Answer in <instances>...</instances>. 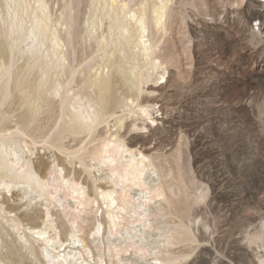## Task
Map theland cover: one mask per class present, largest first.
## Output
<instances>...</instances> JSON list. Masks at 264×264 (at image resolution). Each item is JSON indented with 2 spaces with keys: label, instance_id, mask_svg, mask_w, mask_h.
Wrapping results in <instances>:
<instances>
[{
  "label": "rangeland",
  "instance_id": "374dc122",
  "mask_svg": "<svg viewBox=\"0 0 264 264\" xmlns=\"http://www.w3.org/2000/svg\"><path fill=\"white\" fill-rule=\"evenodd\" d=\"M6 1L0 0V43L4 46L11 43L14 47L10 53L6 46L0 57V117L8 119L5 125L8 133L21 127L20 114L25 109L21 105L23 93L13 90L6 96L13 84L6 73L9 62L13 63L14 74L29 71V85L43 80L42 71L49 66L53 83L46 92H33L26 104L33 105L47 98L48 109H43L37 122L27 129V135L19 137L20 143L5 142L6 148L2 149L5 154L0 155L18 160L15 163L19 164L33 159L36 170L48 181L51 179L49 191L53 194L40 197L33 186V191L26 194L28 185L24 179L1 174L3 196L0 200L6 197L10 203L22 206V211L30 203V207L38 206L43 212L52 211L53 219L62 214L68 221L85 214L79 212L84 208L72 198L66 181L81 183L95 201L88 215L94 222L88 225L90 218L83 221L92 241L97 227L95 219L106 210L97 193L103 188L106 191L113 188L111 169L91 159H87L86 168L70 155L83 147L93 150L103 146L107 158L119 137L126 146L125 151H131L137 159L145 157L144 180L152 186L157 183V174L159 177L164 174L178 201L176 199L172 207L157 198L139 209L150 211L153 227L146 228L134 219L133 225L123 223L116 235L108 236L105 230V236L94 243L101 248L94 252L95 259L99 257L97 252L108 257L105 246L109 238L117 245L127 241L116 259L121 264H155L152 254L162 251L170 252L168 258L172 260L168 264H264V44L252 28V22L264 12V3L258 2L260 0H169L163 10L162 32L154 37L148 20L152 13L151 0H111L114 11H122L118 12L117 24L133 27L135 35L131 47L116 52L111 60L115 63L111 65L105 57L111 47L103 49L100 44L102 38H109L110 20L96 11L99 0H26L24 28L8 39L5 33L10 28L18 29L15 12L22 8L23 2L12 4L9 13ZM36 14L43 16L49 28L44 39L32 33L37 24ZM72 17L77 19L74 26L69 23ZM138 19H144L146 30L139 26ZM153 37V51H145L142 41L153 40ZM60 64H66L65 71ZM110 72L118 73L114 79L115 102L117 97L120 99L115 103L116 108L114 105L112 109H115H110L112 113L108 111L109 115L106 114L104 122L92 134L67 138L62 152L56 147L53 149L47 141L53 139L61 125L60 101L68 97L69 108L83 112L91 95L96 96L95 82ZM142 76L145 80H141ZM57 81L62 86L58 96L52 94ZM125 156L124 163L130 160L129 153ZM62 167L65 181L53 180L54 171ZM95 184L102 187L96 193ZM123 187L142 200L149 193L145 187ZM182 220L186 226L183 242L167 245L164 233ZM44 221L45 218L40 223ZM135 233L138 237L132 240L145 247L141 253L128 245L130 235Z\"/></svg>",
  "mask_w": 264,
  "mask_h": 264
},
{
  "label": "bare ground",
  "instance_id": "6f19581e",
  "mask_svg": "<svg viewBox=\"0 0 264 264\" xmlns=\"http://www.w3.org/2000/svg\"><path fill=\"white\" fill-rule=\"evenodd\" d=\"M133 1L135 2L137 0H131V2H133ZM17 2H23L22 8L21 9L18 8V10L15 12L16 16H18L17 22L15 23V27H18V29H17V31H15L14 28H12V29L10 28V30L5 33V36L7 39H8V37L12 38V35L14 33H18L19 32L18 30L21 31L24 28L25 18L27 16V13L25 11L26 7H24L26 0H8V1H6V8H7L8 12L10 13L12 11V4H18ZM98 2H99V8H97L98 7L97 6L96 11L100 12L104 16L106 15L107 18H109V20H110L109 32H108V33H110V35L108 34L109 38H105L103 36L105 39L102 38L100 44L103 46L102 47L103 49L111 47V49L108 48L109 49L108 52H105V57L107 58L108 62L111 65H114L115 61L113 63L111 60H112V58H114L115 53L118 51L120 52L121 48H122V51H124L125 49H129V47H131L130 45H131L133 36H135L132 34L133 33V27L128 26L127 24L125 25V23H123L124 26H122V25L119 26L117 24V19L119 18L118 15L120 12H119V10H116V9L114 11V8H113L114 2L112 3L111 0L110 1L109 0H99ZM138 2H139V0H138ZM151 2L153 5L152 6V13H150V14L148 13L150 15V17L148 16L149 17L148 20H150L149 24L151 27L152 36L154 35V37H155V35H157L160 31L162 32V27H163L162 18L164 17L163 16V14H164L163 10L165 8H167L169 0H151ZM141 4H143V2ZM144 12H145V10H144ZM121 13H122V11H121ZM127 13H128V11H127ZM42 17H40L37 14L35 15V20H36L37 24L35 26V31L33 30L32 33H34L35 37L39 36V37H42L44 39L49 28H48V25L46 24V21ZM66 18H67V16H66ZM97 18H98V16H97ZM76 20L77 19L72 17L70 19L69 23L72 26H74L76 24ZM99 20H101V19H99ZM138 23H139V26L143 27V30L144 29L146 30L145 24H144L145 23L144 19H140L138 21ZM98 27L99 26H97V28ZM134 32H136V31L134 30ZM95 33H96V31H95ZM139 34H140V32H139ZM95 35H97V34H95ZM115 36H118V38L114 39ZM143 37L144 36H141L142 40H143ZM154 37H153V40L152 39L151 40L149 39L148 41L140 40V41H142V45H143L142 47L144 48L145 51H151V50L153 51V47L155 46ZM43 39L41 40V42H43ZM18 40L19 39L16 38L15 42H18ZM139 42H135V43H139ZM148 42H149V44H147ZM6 46L8 47V49L11 53L12 48L14 47V44L12 45L11 43H9ZM6 46H4L2 43H0V57L2 56L4 49H6ZM98 47H100V45ZM135 47H136V45H135ZM140 48H141V46H140ZM61 56L59 55V57H61ZM62 58H65V57H62ZM62 60H65V59H62ZM62 60H61V62H62ZM65 63H67V62H65ZM12 67H13V63H12V61H10L8 64V68L6 70V73L9 75L10 80L12 79L13 84L11 85L10 92H8L6 96H10L11 92L13 90H18L19 92L23 93L25 96H23L24 98H22L23 102L21 103V105L25 109L20 114V122L18 121L20 123L21 127H19V129L17 131H14V132H9V133L7 132V129H6L7 127H5V125H6V123H8V119L3 117V116L0 117V149H1L0 153L1 154H5V151L2 150V149L6 148L5 142H7L8 144L12 143L14 145H17L18 143H20L21 141H20L19 137L21 135H27V133H26L27 129H29V127H31L32 124L37 122L36 120H37L38 116L40 115V113L43 111V109L47 108V106H48L47 98L42 99V100L40 99L39 101L36 102V104L26 105L28 102V99L30 98L32 93L33 92H39V91L46 92L47 87L52 86L51 84L53 83V81L51 80V74H50L51 69L49 66H46L44 68V70L42 71L41 77L43 78V80L37 82V84H35V85H29L27 83V74L29 71H26L24 74H23V72H21L20 75H18V74L13 73V71L11 69ZM59 67H61L63 69L66 67V64H65V66H64V64H60ZM56 70H57V68H56ZM70 70H71V68H70ZM113 70H115V69H113ZM116 72L107 73L109 75L106 74V77L101 78L99 80V82L98 81L97 82L92 81V82L97 83V85H95V83H94V85L97 86L96 89H98V90H97L96 96L93 94L95 97H93V95H91L92 93H90L92 98H91V100H88L90 102L88 103V105L86 104L87 105V106H85L86 110L82 109L83 112H80V111L76 112V111H74L75 109L70 106L72 109H74L72 111L68 106L69 98L65 97V96L63 97V99L60 101L59 106H58V110L60 108V111H61V118H60L61 125L58 127V130H57L56 134L53 136V139L51 141H47V143H49L50 145L53 146V149H54V147H56L57 149L61 150V152L64 151L66 149L65 147H64L65 149L63 148L64 140H67V138L70 139L69 137H73L76 139V137H78V136L80 137L81 135H84V133H85V135H86V133L88 135H90V134H92V132L95 130V128L99 124L104 122L105 118L107 117L106 114L109 115L108 111L110 109H112V107L115 105V103L117 101L120 100L116 96L117 100L115 102V95H116L115 94V87L116 86H115V80L114 79L118 75V73H117V75H115ZM119 72L122 73V71H119ZM148 77H146V78H148ZM95 79H97V78H94V80ZM91 80H93V79H91ZM141 80H145V77H143V79L141 78ZM84 82H86V79ZM56 83H57V87H56V89H54V92H52V94L58 96L61 94L60 89H62V86L58 81ZM84 84H86V83H84ZM94 85H92L93 88H94ZM84 89H85V91H87V84L85 85ZM96 89H94V90L92 89V90L95 91ZM69 90H71V89H69ZM90 95H89V97H90ZM74 97H76V96H74ZM78 98L80 99V97H78ZM53 101H56V100H52V102ZM49 102H50V100H49ZM58 102H59V100H58ZM80 102H81V99H80ZM46 103H47V106H46ZM53 104L55 105V103H53ZM25 105H26V107H25ZM50 107L52 108V105ZM53 107H55V106H53ZM55 108H57V106ZM115 108H116V105H115ZM52 109H49V110L51 111ZM114 109H112V110H114ZM112 110H110V112ZM144 112H146V111L144 110ZM57 115H59V114L57 113ZM56 118L58 119L59 117H56ZM118 122H120V121H118ZM121 125H123V123ZM117 134H119V133H117ZM117 134H116V136H117ZM114 135L115 134H113L112 136H114ZM86 136H84V137H86ZM116 136H114V137H116ZM118 138L115 140V142L113 141L115 148L112 151V153L110 152L111 155H109L107 158L105 157L106 150H105V147H103V146L102 147L99 146L100 148L99 147L96 149L94 148L93 150L92 149L89 150L87 148H86L87 150H85V149H83L84 148L83 147L78 152L76 151L70 155L71 157L74 156V157L78 158V160H80L82 163H84L86 168L88 167V163L86 164L87 159H89V160L91 159V162L93 160V161L97 162L99 165H102V166L106 165L104 167H109L111 169L110 170L111 171L110 179H111V182L113 184L112 189H109L106 191L105 188H103L104 190H101L102 189V187H100L101 185L97 186L95 184V186H96L95 187V189H96L95 193L97 192V190L98 191L101 190L99 193H97V195L100 198H102L101 199V200H103L102 202H104V205H106V210L101 212L100 216H97V219H95L97 222L96 230L95 231L93 230L94 231L93 236L95 238L92 241H90L89 234L85 231L86 230V229H84L85 226H83V221L86 222L90 218L91 222L89 221L90 224H88V225H91V223L93 221V218L89 217L88 215L90 213V208L92 206V203L95 201L92 200V198L89 196L91 194L90 192H88L89 190L86 189L81 183H77L73 180L66 181V185L72 191V198L75 201H78L83 206V207L82 206L81 207L84 208V209H82L83 211H79V212H82L85 214V216H83V217L81 215H76L77 217H75L74 219L68 220V221L64 219V216L62 214L57 215V217L55 219H53L54 214L52 211L46 210L45 212H43L41 209L37 208L38 206L37 207H33V206L30 207L32 205V204L30 205V203L28 204L29 207L26 210L22 211L21 210L22 206L14 204V203H10L8 201V198L5 197V198H3V200H0V264H108L109 262H110V264H121V261H119V260L116 261V259H118V255L120 254V251L122 249H125L123 245L127 241L122 243V244H119V245H117V243H115L113 241L116 244V245H114V243L112 244L110 242L109 238L107 239V237H106V239L108 240V241L106 240L108 243V246H105V247H107V251H108V257L106 255V257L109 258L108 262H107V258L102 257L104 255L97 254L98 252L96 253V255L99 257L96 256L97 259H95V255H94L95 253L94 252L100 250L101 248L99 247L100 246L99 244L95 245L94 243L96 241H98V239L103 237L105 230H108V236L113 235V234L116 235L119 233L118 228L123 223H128V225H130V224L134 223L133 222L134 219L136 222L143 224L146 228L147 227H153L152 221H151L152 214L150 213V211L146 209L145 211L141 212V211H139V209H141V208L143 209V207H145L147 205V203L149 205V203L151 201H153L157 198L158 199L162 198L163 202L167 206L172 205V207H173V203H176L175 201L177 198H174V196H175L174 195L175 191H173L174 188L166 182L167 176L163 177L164 174H163V176L160 175V177L157 174V179H156L157 183L152 185V186H150L149 183H147V181L144 180L143 177H144V171H145V162H144L145 157L141 156V159H137L131 151H129V150L125 151L124 147H126V146L122 145ZM35 139H33V140H35ZM108 141H110V140H108ZM113 144H112V146H114ZM21 150H23V148H21ZM69 150H66V151H69ZM13 153H14V151H13ZM126 153L127 154L129 153V155H130L129 159L130 160H128L127 162L125 161L126 163H124L123 161H124L125 157L127 158V156H125ZM57 154H58V152H57ZM67 156H69V155H67ZM136 156L138 157V155H136ZM66 158L69 159L68 157H66ZM12 159H14V156ZM32 160H25V161H23L22 164H19V162L15 163L18 160L12 161L10 159H7V157L5 158L2 155H0V175L2 174V176L4 175L7 177L8 176H17L19 178L24 179L25 183L28 185V187H26V190H25L26 194H28V191H30V192L33 191V187H35L39 191L38 195H40V197H42V196L47 197L48 195L51 196L53 194L49 191L50 190L49 189V187H50L49 181H51V179L48 181L43 176L44 174L42 175L41 173H39L40 170L39 171L36 170V167H35L34 162ZM89 160H88V162H89ZM63 163H65V162H63ZM97 163H95L94 165L96 166ZM69 164H72V163L69 162ZM66 165H68V163ZM89 165H90V163H89ZM96 167H98V165ZM99 167H101V166H99ZM65 168L62 167L60 171L59 170L54 171V175L56 177H54L55 179H53V180H61V182L65 181L64 177H63V171H65L64 170ZM67 168H69V165ZM42 170H43V168H42ZM78 171H80V170H78ZM44 173H45V171H44ZM0 183H1V181H0ZM6 185H8V184H6ZM119 186H122V187L118 188ZM123 186H125V187L135 186V187H140V188L145 187L146 190L149 191V193H148V195L146 193H144L147 196L143 197V198H145V199H143L145 201H143L141 198L134 197L135 195L132 196L131 193L129 191H126ZM88 187H89V185H88ZM103 187H106V186H103ZM127 188H129V187H127ZM5 189H6V187H5ZM177 194L179 196V193H177ZM30 195H31V193H30ZM180 195H182V194H180ZM2 196L3 195L0 193V198ZM33 201L34 200H32L31 202H33ZM177 201H178V199H177ZM49 202L50 201H48V203ZM3 204L6 206L4 207ZM21 204H22V202H21ZM52 204H53L52 206H54V203H52ZM43 218H45V221L43 223H40V220ZM41 224L43 225V227L41 226ZM86 227H87V225H86ZM185 227L186 226L184 225V222L182 220L175 227L166 231L164 233V236L165 237L167 236V238H166L168 240L167 245L171 246L173 244L182 243L183 242L182 234L184 233V231H186ZM93 228L95 229V227H93ZM128 229H130V228H128ZM188 229H187V231H188ZM188 233H190V232L188 231ZM135 237H138V233H135L134 235L133 234L130 235L131 242H128L129 248L137 250L138 253L145 251V247L139 246V243L137 242V240L136 241L132 240ZM128 239H126V240H128ZM191 239H192V237H191ZM187 240H189V239L187 238ZM103 244H104V242H103ZM103 249H105V248H103ZM169 253H170L169 251H162V252H160V254L159 253L158 254L157 253L152 254V255H154L155 264H168V261L172 260V259L168 258Z\"/></svg>",
  "mask_w": 264,
  "mask_h": 264
},
{
  "label": "built area",
  "instance_id": "2783aa9c",
  "mask_svg": "<svg viewBox=\"0 0 264 264\" xmlns=\"http://www.w3.org/2000/svg\"><path fill=\"white\" fill-rule=\"evenodd\" d=\"M258 2L264 3V0ZM252 28L260 36L264 44V12L261 14V17L252 22Z\"/></svg>",
  "mask_w": 264,
  "mask_h": 264
}]
</instances>
